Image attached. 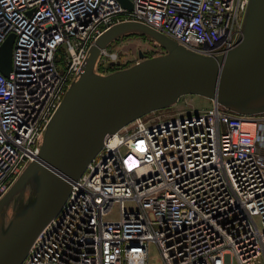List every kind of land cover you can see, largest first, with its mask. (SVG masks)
Wrapping results in <instances>:
<instances>
[{
	"label": "built area",
	"instance_id": "1",
	"mask_svg": "<svg viewBox=\"0 0 264 264\" xmlns=\"http://www.w3.org/2000/svg\"><path fill=\"white\" fill-rule=\"evenodd\" d=\"M129 1L0 0V47L14 34L11 70L0 69V199L38 157L50 119L104 31L138 21L197 53L225 54L249 3ZM117 60L107 46L95 70L118 69ZM211 100L107 133L20 264H150L151 242L162 264H264V111L240 114Z\"/></svg>",
	"mask_w": 264,
	"mask_h": 264
},
{
	"label": "water",
	"instance_id": "2",
	"mask_svg": "<svg viewBox=\"0 0 264 264\" xmlns=\"http://www.w3.org/2000/svg\"><path fill=\"white\" fill-rule=\"evenodd\" d=\"M122 1L131 7L129 0ZM133 32L151 37L165 51L97 72L101 50ZM13 40L11 34L0 47L5 74L12 66ZM187 94L206 96L240 114L264 111V0H249L239 39L225 54L197 53L138 21L119 22L104 31L50 119L38 157L0 199V264L24 260L39 231L66 200L70 180L83 173L107 133Z\"/></svg>",
	"mask_w": 264,
	"mask_h": 264
},
{
	"label": "rangeland",
	"instance_id": "3",
	"mask_svg": "<svg viewBox=\"0 0 264 264\" xmlns=\"http://www.w3.org/2000/svg\"><path fill=\"white\" fill-rule=\"evenodd\" d=\"M109 51H115L118 53V59L120 60V64L122 66H128L130 64L138 61V53L144 52L149 56L154 55L157 51H165L160 44L155 42L149 36L137 35V36H127L122 35L116 40L112 41L109 45ZM212 100L203 95L197 94H187L183 95L179 98L178 102L172 106L155 110L148 113V116H157L162 117L166 116L170 112L180 110L184 112L196 111L200 109H205L211 105ZM125 206L127 208H132L135 206V203L132 201H126ZM119 204L115 203L112 207V211L109 214L110 218L116 219L119 215L118 210ZM12 212V208H9L8 213L9 216ZM149 263L150 264H162V256L160 250L155 242H151L149 245Z\"/></svg>",
	"mask_w": 264,
	"mask_h": 264
},
{
	"label": "flooded vegetation",
	"instance_id": "4",
	"mask_svg": "<svg viewBox=\"0 0 264 264\" xmlns=\"http://www.w3.org/2000/svg\"><path fill=\"white\" fill-rule=\"evenodd\" d=\"M108 47H109V46H108ZM142 55H148V54H147V53H144V52H139V53H138V57H137V59L140 60L141 57H142ZM120 63H121V62H120V60L118 59V60L116 61V63L113 65V67H115V68L125 67V66H122Z\"/></svg>",
	"mask_w": 264,
	"mask_h": 264
},
{
	"label": "trees",
	"instance_id": "5",
	"mask_svg": "<svg viewBox=\"0 0 264 264\" xmlns=\"http://www.w3.org/2000/svg\"><path fill=\"white\" fill-rule=\"evenodd\" d=\"M137 35H144V36H146L145 34H142V33H136V32L128 33V34H125L124 36L127 37V36H137Z\"/></svg>",
	"mask_w": 264,
	"mask_h": 264
},
{
	"label": "bare ground",
	"instance_id": "6",
	"mask_svg": "<svg viewBox=\"0 0 264 264\" xmlns=\"http://www.w3.org/2000/svg\"><path fill=\"white\" fill-rule=\"evenodd\" d=\"M152 112V111H151ZM150 113V112H149ZM148 114V113H147Z\"/></svg>",
	"mask_w": 264,
	"mask_h": 264
}]
</instances>
